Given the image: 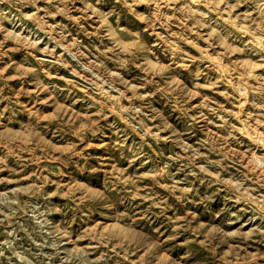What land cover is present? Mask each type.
<instances>
[{
  "label": "rangeland",
  "instance_id": "1",
  "mask_svg": "<svg viewBox=\"0 0 264 264\" xmlns=\"http://www.w3.org/2000/svg\"><path fill=\"white\" fill-rule=\"evenodd\" d=\"M0 264H264V0H0Z\"/></svg>",
  "mask_w": 264,
  "mask_h": 264
}]
</instances>
